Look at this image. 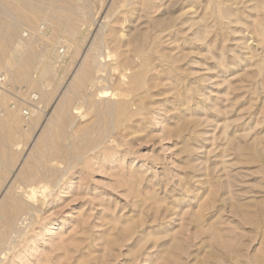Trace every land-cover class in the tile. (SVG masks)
I'll list each match as a JSON object with an SVG mask.
<instances>
[{
    "label": "rangeland",
    "instance_id": "rangeland-1",
    "mask_svg": "<svg viewBox=\"0 0 264 264\" xmlns=\"http://www.w3.org/2000/svg\"><path fill=\"white\" fill-rule=\"evenodd\" d=\"M0 60V264H264V0H0Z\"/></svg>",
    "mask_w": 264,
    "mask_h": 264
},
{
    "label": "bare ground",
    "instance_id": "bare-ground-1",
    "mask_svg": "<svg viewBox=\"0 0 264 264\" xmlns=\"http://www.w3.org/2000/svg\"><path fill=\"white\" fill-rule=\"evenodd\" d=\"M89 52H91V51H89ZM82 61V60H81ZM7 62V61H6ZM3 64V62L0 60V65H2ZM5 64H9V63H5ZM78 69H80V68H78ZM75 73V72H74ZM77 75V74H76ZM73 78V77H72ZM74 80V79H73ZM73 80H71V81H73ZM70 86L72 87V84H70ZM70 87V88H71ZM66 89V88H65ZM68 89V88H67ZM66 89V90H67ZM70 90V89H69ZM68 90V91H69ZM107 91V90H106ZM104 92V91H103ZM121 96V95H120ZM116 97V96H115ZM118 97V96H117ZM119 98V97H118ZM125 109V108H124ZM1 146V145H0ZM21 166H23V164L21 163L20 164ZM55 169V168H54ZM22 173V172H21ZM61 176L62 175H60L59 176V178H61ZM63 176H65L64 174H63ZM40 177V176H39ZM42 177H44V179H46L45 178V176L44 175H42ZM35 178V177H34ZM41 178V177H40ZM58 178V177H57ZM11 179V178H10ZM30 179V178H29ZM42 179V181H40ZM40 180L39 179H37V177L35 178V181H31V182H29V183H26V184H22V181H21V183H18L16 186H15V191H14V193H13V195H15V197L17 196V197H20V200L19 201H21L20 202V204H22V206L24 205V207H23V209L25 208H27V211H28V209L30 210V209H37L39 206H38V203H39V201L41 200L40 198L43 196V194L45 193V191H46V189H48V184H47V186H45L46 184H43V185H40L39 183H41V182H43V178H41ZM62 179V178H61ZM55 180H57V179H55ZM37 181H39L38 183H37ZM47 180H45V182H46ZM49 181V180H48ZM47 181V182H48ZM61 181V180H60ZM19 182V181H18ZM44 182V183H45ZM61 182H63V181H61ZM17 182H15V184H16ZM49 183V182H48ZM55 183V182H54ZM57 183H58V181H57ZM50 184V183H49ZM52 185H55V184H53L52 183ZM61 185V184H60ZM12 188V187H11ZM49 188H50V186H49ZM11 190V189H10ZM9 190V191H10ZM48 190H50V189H48ZM7 191V190H6ZM52 191V190H51ZM8 193H10V192H8ZM8 193H7V196H5V195H3V196H5V197H3L4 198V200L5 199H8V200H6V202L4 203V204H1L0 203V210H2V209H4V211H3V213H2V211H0V215H2L3 214V220H4V222L6 223V224H8L10 227H11V229H10V231L8 232V233H6V235L4 236V238H2V239H4L5 240V246L3 247V248H1V250H0V252L1 253H4L5 251V249H7L8 251H10L9 249H12V245H10V246H6L10 241H12V218L14 217V215H13V217H12V212H14V213H16V215H19L18 213L20 212V211H23V209L21 210V206H20V204H19V201L17 202L16 200L15 201H12L13 199H12V195L10 196V195H8ZM47 193V192H46ZM49 193H50V191H49ZM11 194H12V192H11ZM51 195V194H50ZM45 196V195H44ZM47 196V195H46ZM6 197H8V198H6ZM15 199V198H14ZM1 201V200H0ZM8 201V202H7ZM13 210V211H12ZM26 211V210H25ZM26 211V213H28ZM31 212V211H30ZM21 213V212H20ZM25 213V212H24ZM25 213V214H26ZM24 214V215H25ZM28 214H30V213H28ZM21 215H23V212L20 214V216ZM27 215V214H26ZM33 216V215H32ZM1 217V216H0ZM23 217V216H22ZM19 216H18V218H17V220H19ZM30 218V217H29ZM15 219V218H14ZM16 220V219H15ZM16 220V221H17ZM15 222V221H14ZM23 222V221H22ZM33 223V222H32ZM2 224V223H1ZM1 226V225H0ZM13 226H14V224H13ZM20 226V225H19ZM2 227V226H1ZM8 227V226H7ZM7 229V228H6ZM8 229H9V227H8ZM15 231H16V229H15ZM19 233V232H18ZM17 234V233H16ZM14 239V238H13ZM0 241H1V238H0ZM10 243H12V242H10ZM2 245H3V243H2ZM2 245L0 246V247H2ZM4 251V252H3ZM1 253H0V255H1ZM5 254H7V253H5ZM5 254H4V256H5ZM1 257V256H0ZM6 257V256H5ZM3 258V257H2ZM1 259V258H0ZM4 259V258H3ZM0 261H2V260H0Z\"/></svg>",
    "mask_w": 264,
    "mask_h": 264
},
{
    "label": "built area",
    "instance_id": "built-area-1",
    "mask_svg": "<svg viewBox=\"0 0 264 264\" xmlns=\"http://www.w3.org/2000/svg\"><path fill=\"white\" fill-rule=\"evenodd\" d=\"M0 91L1 92H10L9 91V84H8V79H7V76L5 74V72H0ZM28 99H33L35 100L34 96L33 95H30L28 97ZM16 105H15V102L14 101H11L10 102V107L11 108H14ZM24 114L25 116H27L29 113L27 110L24 111Z\"/></svg>",
    "mask_w": 264,
    "mask_h": 264
}]
</instances>
